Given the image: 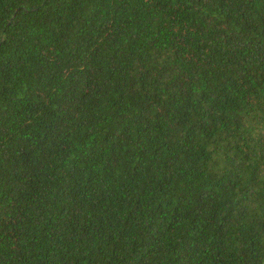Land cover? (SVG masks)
I'll use <instances>...</instances> for the list:
<instances>
[{"label": "trees", "instance_id": "16d2710c", "mask_svg": "<svg viewBox=\"0 0 264 264\" xmlns=\"http://www.w3.org/2000/svg\"><path fill=\"white\" fill-rule=\"evenodd\" d=\"M0 264H264V0H0Z\"/></svg>", "mask_w": 264, "mask_h": 264}]
</instances>
